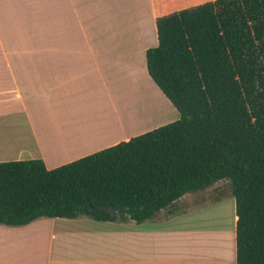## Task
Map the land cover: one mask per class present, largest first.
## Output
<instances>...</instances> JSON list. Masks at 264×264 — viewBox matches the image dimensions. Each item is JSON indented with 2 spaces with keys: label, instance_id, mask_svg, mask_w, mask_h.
I'll use <instances>...</instances> for the list:
<instances>
[{
  "label": "crops",
  "instance_id": "0c3cea01",
  "mask_svg": "<svg viewBox=\"0 0 264 264\" xmlns=\"http://www.w3.org/2000/svg\"><path fill=\"white\" fill-rule=\"evenodd\" d=\"M204 1L93 0L104 13L124 9L106 16L120 32L112 38L84 24L81 0H0V161L51 168L178 118L145 51L157 44V16ZM191 192L141 222L0 223V264H236L234 197L196 206Z\"/></svg>",
  "mask_w": 264,
  "mask_h": 264
},
{
  "label": "trees",
  "instance_id": "16d2710c",
  "mask_svg": "<svg viewBox=\"0 0 264 264\" xmlns=\"http://www.w3.org/2000/svg\"><path fill=\"white\" fill-rule=\"evenodd\" d=\"M155 25L147 72L179 117L51 168L41 158L0 161V223L141 222L227 179L236 264H264V0H206ZM100 203L120 209L91 208Z\"/></svg>",
  "mask_w": 264,
  "mask_h": 264
},
{
  "label": "rangeland",
  "instance_id": "374dc122",
  "mask_svg": "<svg viewBox=\"0 0 264 264\" xmlns=\"http://www.w3.org/2000/svg\"><path fill=\"white\" fill-rule=\"evenodd\" d=\"M96 2V0H95ZM82 6H84L83 10H84V24L85 25H89L92 27L94 35H96V33H100V36H103L105 33L110 34L111 37L116 38V36H118V34H120V32L117 31V34L115 33V30L113 31L114 28H116V24L113 26L111 25L107 19L106 16L113 14V15H117L119 13L124 12V9L120 6L114 5V6H110L106 5L105 6V13H104V9H100L99 10L96 8V3L94 4L93 0H81L80 3ZM94 4V5H92ZM95 7V8H94ZM93 8V9H92ZM110 8V9H109ZM94 12V18H93V24L92 21L90 20V15L92 14V12ZM113 12V13H111ZM98 13V15H97ZM104 13V14H102ZM122 15V14H120ZM89 16V17H88ZM125 16L123 15V19L122 22L120 24V26L123 25L124 20H125ZM90 20V21H88ZM116 23V19L114 20ZM122 103L125 101L124 99L121 100ZM134 113V111L132 112ZM229 191V182L228 180H222L219 185L215 186L214 188H201L198 190H194L191 192V198L190 201L195 203L194 205L199 206V205H204V206H210L211 204H213V196H218L220 194H223L225 192ZM230 193V192H229ZM230 195V194H228ZM221 198H227V194H224V196H220ZM193 205V206H194Z\"/></svg>",
  "mask_w": 264,
  "mask_h": 264
},
{
  "label": "water",
  "instance_id": "95a60500",
  "mask_svg": "<svg viewBox=\"0 0 264 264\" xmlns=\"http://www.w3.org/2000/svg\"><path fill=\"white\" fill-rule=\"evenodd\" d=\"M91 208L92 209H98V210H108V211L113 213L114 211L120 209V205H113L111 203H100L94 207L91 206Z\"/></svg>",
  "mask_w": 264,
  "mask_h": 264
}]
</instances>
